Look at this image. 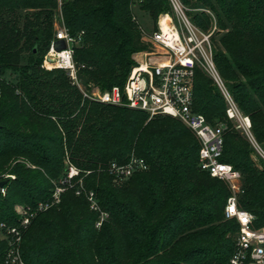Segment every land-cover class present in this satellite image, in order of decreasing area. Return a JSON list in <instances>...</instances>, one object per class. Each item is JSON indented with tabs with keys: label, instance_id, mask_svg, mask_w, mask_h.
Returning a JSON list of instances; mask_svg holds the SVG:
<instances>
[{
	"label": "trees",
	"instance_id": "16d2710c",
	"mask_svg": "<svg viewBox=\"0 0 264 264\" xmlns=\"http://www.w3.org/2000/svg\"><path fill=\"white\" fill-rule=\"evenodd\" d=\"M199 1L219 5L218 24L227 32L215 61L233 82L231 93L264 146V0ZM136 8L156 26L170 4L0 0V175H15L0 194V223H17V203L34 205L50 196L51 180L66 170V155L110 214L97 229L98 213L85 197L68 191L60 205L40 212L28 226L24 264H227L235 250L239 223L225 217L230 189L200 168V142L187 126L171 116L149 119L140 110L84 100L64 70L42 66L56 37L55 18L62 17L71 33L83 34L75 59L84 65V82L103 90L123 87L133 54L149 47L134 19ZM7 71L18 73L15 81L5 78ZM226 108L217 86L196 69L194 109L212 124H227L221 160L241 171L239 206L262 226L264 164L239 142ZM132 154L148 168L122 186L112 184L109 164L125 163ZM6 249L0 239V264Z\"/></svg>",
	"mask_w": 264,
	"mask_h": 264
},
{
	"label": "built area",
	"instance_id": "2783aa9c",
	"mask_svg": "<svg viewBox=\"0 0 264 264\" xmlns=\"http://www.w3.org/2000/svg\"><path fill=\"white\" fill-rule=\"evenodd\" d=\"M61 4L62 0H58ZM171 11L162 12L157 25L147 39L148 49L136 52V64L123 87L114 85L109 89L89 90L81 86L80 71L84 65L77 63L75 49L81 45L83 34H73L58 18L56 37L44 57L42 66L47 69L59 68L66 72L76 84L84 100L108 103L140 110L151 119L167 115L178 119L187 126L200 142L199 165L211 176L224 181L232 190L227 198L225 217L235 219L239 230L235 238V250L227 264H264V225H256V216L239 206L235 182L241 173L232 164L221 160L224 144L225 122L212 124L194 109V78L196 69H204L214 79L226 101V113L237 129L249 124L244 117L228 86L219 74L212 43V32L206 33L188 17L181 0H168ZM135 18V17H134ZM57 40H64L66 48L54 49ZM52 57V60H48ZM70 162V161H69ZM70 178L79 170L70 162ZM148 168L145 159L132 154L128 161H113L108 166L109 174L119 180H127L133 174ZM0 175V180L5 179ZM67 177L53 189L52 195L34 205L19 204L15 208L16 224L0 223L3 240L7 243L4 255L6 263L24 264L21 256V243L25 230L32 220L60 200L67 188ZM6 185L0 189L5 195ZM94 195L93 192H90ZM98 208V204L93 205Z\"/></svg>",
	"mask_w": 264,
	"mask_h": 264
},
{
	"label": "rangeland",
	"instance_id": "374dc122",
	"mask_svg": "<svg viewBox=\"0 0 264 264\" xmlns=\"http://www.w3.org/2000/svg\"><path fill=\"white\" fill-rule=\"evenodd\" d=\"M181 2H182V4L185 7V10H186V13H187L189 19L197 27H199L201 30H203L206 33H210V32L213 33L212 34V43H213L214 60H215V53L219 49L223 48V46L221 45L220 39H221L222 35L225 32H227V29L224 30V29L220 28V26L218 24V15H217L216 10H219V5L216 3V1L214 2V4L213 3L212 4L205 3L204 1H199V0L198 1L193 0L190 3H187L184 0H181ZM133 11H134L133 13H134V17H135L134 19L139 24V29L141 31L143 39H144V37H145V39H147V37H149V34L156 27L154 22H153V19H151L150 16L147 15V14L143 15V12H138L137 8L135 10H133ZM168 11H171V5H170V9ZM159 15L160 14H158V16H157V20L159 18ZM58 21H59L58 18H55V22L57 23ZM136 54L137 53L133 54L134 64H133L130 72L132 71L134 65L136 64V59H135ZM26 60H27V54H25L23 56V63H26ZM215 64H216L217 70H218L219 74L221 75L223 81L228 86L229 90L231 91V85H232L233 82L228 80V79H226L221 74V72H220V70H219V68L217 66L216 61H215ZM52 69H54V68H52ZM52 69H48V70H52ZM200 70H202L205 73V75L210 80L211 84H215L214 79L212 78V76L207 71H205L204 69H200ZM130 72H129V74H130ZM129 74H128V76H129ZM17 76H18V73L17 72H12V71H7V73L5 74V78L6 79L13 80V81L16 80ZM128 76H127V78H128ZM127 78H126V80H127ZM79 82H80L81 86H83L85 89L89 88V90H96V89L101 88L99 85H97L95 83H92V82L89 83V84H86L84 82V80H83V76H81ZM74 85L77 86L76 84H74ZM217 88H218V86H217ZM79 90H80V88H79ZM240 111H241V113H242V115L244 117H247L249 119L250 126L248 127L247 125H245V126H242L240 129H238L240 134H241V138H240L239 142L242 143L244 147L250 149L251 159L253 161H255L259 166L263 165L264 164V146L257 140V138H256V136H255V134L253 132L251 118L247 114H245L241 108H240ZM68 157L69 156L66 155V157L64 159V169H66V170H64L62 172V174L59 176V178L51 180V182H52V192H53V189H55V187L57 185H59L60 181L63 182L66 177L68 179V182H67L68 186H67V188H65L64 192L61 194L60 200L57 203H55L49 209H52L53 207H56V206L60 205L62 203V201H63V198L66 196L67 192L70 191V190H74V193H75L74 196H83V197H85L86 200L88 201L90 209L98 213V218H97L95 226L97 227V229H100L102 227V225H104L106 222H108V220L110 218V214H109V212L105 211L101 207L100 200H99L95 190L87 189L84 186V183H83L82 178L80 176V171L78 172L77 175L75 174L73 177L70 178V176H69L70 170L69 169L71 167V164H70V162L68 160ZM24 162L26 163L27 166H32L31 163L28 162L27 160H24ZM72 165L74 166V164H72ZM240 173H241V171H240ZM4 175L6 176L5 177L6 180L9 179V178H12V179L15 178L14 174L6 173ZM127 181H128V179L127 180H119V179H115V178H113L111 176V182H112V184H114L116 186H122ZM235 184L237 186L236 187V193L239 196V194L242 193V190H241L242 189V184H243L242 173H241V177L235 182ZM229 189H230V192H231L232 189L230 187H229ZM52 192H51L50 196L52 195ZM90 192H93L94 195H92ZM95 204H98V208H94L93 207V205H95ZM17 205H19V204L17 203L15 205V207ZM15 210H16V208H15ZM26 230H25L24 234L26 233ZM23 237H24V235H23ZM0 239H4L3 235L1 233V229H0ZM21 248H22V243H21L20 249ZM21 256H22V252H21ZM4 263L5 264H12V263H6V261Z\"/></svg>",
	"mask_w": 264,
	"mask_h": 264
},
{
	"label": "water",
	"instance_id": "95a60500",
	"mask_svg": "<svg viewBox=\"0 0 264 264\" xmlns=\"http://www.w3.org/2000/svg\"><path fill=\"white\" fill-rule=\"evenodd\" d=\"M66 42L64 40H57L55 43H54V49L56 51H61L63 49L66 48ZM48 60H52V57H48ZM7 183V180L6 179H3V180H0V189L5 186Z\"/></svg>",
	"mask_w": 264,
	"mask_h": 264
}]
</instances>
